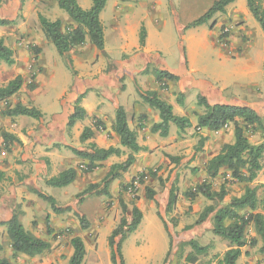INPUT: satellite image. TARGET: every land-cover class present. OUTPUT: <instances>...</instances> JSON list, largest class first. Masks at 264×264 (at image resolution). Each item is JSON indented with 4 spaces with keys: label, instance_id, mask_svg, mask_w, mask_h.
<instances>
[{
    "label": "crops",
    "instance_id": "1",
    "mask_svg": "<svg viewBox=\"0 0 264 264\" xmlns=\"http://www.w3.org/2000/svg\"><path fill=\"white\" fill-rule=\"evenodd\" d=\"M44 1L27 0V5L23 6V9L21 4L8 3L12 5V13L17 17L22 14L25 22L20 25V31H17L19 28H6L10 33L7 34L8 39L5 37L3 39L14 51L16 62L12 66L0 63V66L7 68L10 76L8 81L0 85L7 84L17 76L24 77L25 84L18 94L0 103V240L3 238L10 243L5 223L12 219L16 211L21 213L24 227L44 239L33 225L34 221L39 223V219L43 220V225L46 224L47 217L50 221H57L54 218L57 216L37 192L52 196L58 204L64 205L65 208L71 207L75 211L76 207L70 199H76L77 195L90 185H100L97 191L103 189L102 182L109 175L111 167L120 162L116 159L117 156L100 162L99 167L93 172H85L88 162L76 156L74 150L91 152V146L96 145L100 149H121L128 156L129 151L120 145V138L113 130L116 113L120 107L125 109L129 125L137 132L138 143L145 150L136 156L137 160L133 168L127 172H120L117 179L111 183L113 190L118 191L123 185L129 189L137 178L141 179V183L142 180L146 181L150 178V171L146 168L150 167L155 173L161 171L160 175L173 171V177L185 171H193L192 168L198 166L201 167L199 171H206L208 162L217 156L226 144L235 142L234 123H230L218 132H212L197 128L198 121L192 119L193 127L184 132H180L174 124H171L168 137L153 133L152 127L160 122V116L142 98V94L148 91L157 92L162 99L173 106L175 114L179 116H189L186 108L191 102V96L201 95L210 105L251 108L264 125V49L262 47L254 53L237 51L241 45L238 35L247 36L246 24L240 25L234 36L229 39V48L217 44L219 26H216L214 31L205 29L200 36L196 34L189 38L192 42L191 45L189 44L191 47L198 45L200 48L203 47L204 51H209L208 48L211 46V52H215L217 57L213 63L206 62L207 75L199 79L197 74L199 75L200 69L196 67L195 50L190 48L187 59L184 56L186 62L183 66L174 69L163 61L158 53L159 50L153 46V35L158 33L161 25L157 19H150V12H156L158 6H162L161 0L132 2L108 0L100 16L105 33L104 48L98 49L87 42L63 55L76 75L71 80V86L66 85L52 101L48 93L55 84V72L51 69L49 57L54 54L51 42L41 30L39 15L52 21L59 19L64 26L72 22L68 15L62 13L63 10L59 8L57 0ZM81 1L83 0H78V3L84 10L92 8V0H84L85 6ZM111 1L113 3L109 5ZM237 1L227 8V14L232 15L233 18H240L241 22L248 21L247 18L250 16L248 9ZM224 18L227 19L225 15ZM30 20L36 24L35 27L31 28ZM142 29L146 32L144 46L141 45ZM150 66L178 76L179 80L168 82V88L162 89L155 75L147 72ZM175 93L186 94L190 102L185 100L184 106L179 105ZM80 97H82L81 106L86 110L87 117L78 122L74 128L69 129V118L74 113L75 103ZM18 104L35 107L44 116L31 121L29 119L31 117L28 116L14 118L2 115L7 108ZM97 122L102 125L100 129L94 128ZM87 127H92L94 135L91 139L82 141L81 136ZM4 133L16 137L19 142L12 141L8 148H5ZM252 135L257 138L253 144L262 142L261 132ZM247 136L249 137L248 134ZM192 138H197L203 145L202 153L189 148L194 144ZM174 155L181 157L179 165L169 160V156ZM123 156L125 154L121 157ZM193 156L197 161L193 160ZM107 162H112L110 168L105 167ZM70 168L78 170V179L67 187L59 188L57 193L51 194L46 180ZM205 176L208 178L206 173ZM202 178L199 176L200 180ZM71 186H76L77 192L69 190ZM142 186L140 184V187ZM167 186L160 208L157 210L162 215L166 213L172 183H168ZM140 187H138L140 199L139 197L135 199L134 204L145 217L144 207L149 203H146L148 198L146 199L144 190ZM129 195L132 197L131 194ZM106 197L90 193L79 197L78 200H84L85 204L91 200L103 204ZM183 198L185 200L183 210L195 206L193 204L195 200L190 201L185 196ZM155 199L158 200V195ZM82 206L85 207L83 204ZM176 231H178L177 227L171 233L175 234ZM8 249L12 253L10 246ZM20 256H23V259L27 257Z\"/></svg>",
    "mask_w": 264,
    "mask_h": 264
},
{
    "label": "trees",
    "instance_id": "2",
    "mask_svg": "<svg viewBox=\"0 0 264 264\" xmlns=\"http://www.w3.org/2000/svg\"><path fill=\"white\" fill-rule=\"evenodd\" d=\"M92 1V8L84 10L79 5L78 0H57L59 8L67 13L72 22L65 26L59 19L52 21L43 15H39L41 30L48 41L55 45L59 54L62 56L77 47L83 46L87 42L93 44L98 49L104 48L105 33L100 16L108 0ZM121 1L130 2L137 0ZM236 1H216L203 16L191 23L187 28H195L208 24L217 14H225L227 8ZM21 5L23 9V2ZM247 7L264 31V0H247ZM15 22L13 20L0 19V27L13 25ZM145 40L146 32L142 29V46L145 45ZM15 62L14 51L5 44L3 38H0V63L12 66ZM147 72H152L155 75L156 81L162 89L168 88V82H177L179 80L178 76L167 71L159 70L154 66L148 67ZM24 84V77L17 76L7 84L0 85V103L18 94L24 87ZM175 96L177 103L184 106L186 95L183 93H175ZM142 98L160 116V122L152 127L153 133H160L161 137H168L171 124H174L180 132H184L193 127L192 120L188 116L175 114L173 106L162 99L157 92L148 91L142 94ZM81 101L82 97L75 103L74 113L69 118V129L74 128L78 122L83 121L87 117V112L81 106ZM197 105L203 111L201 114L196 115L198 120L197 128L218 132L230 123H234L235 142L233 144H226L220 153L208 162L206 165L207 180L186 191L184 196L190 201H194L200 197L210 202L223 201L227 195L225 187L216 191L213 189L211 182V180L216 179L222 174L229 176L235 183L246 185L243 195L232 198L223 207L217 208L213 204L205 207L196 222V225H202L213 215V234L230 244L229 249L219 259V264H240L239 260L242 256V248L245 245V232L250 225L254 226L258 237L257 240L254 239V245H258L260 242V252L264 255V196L261 197L259 194L260 189L264 188V185L251 186L258 179L260 172L264 170V125L258 114L248 107L210 105L201 95L197 96ZM2 115L14 118L28 116L34 119H41L44 116L37 108L23 104L7 108L2 112ZM101 127L100 122L94 125L96 129H100ZM113 130L120 138V145L129 151L126 161L114 164L111 167L109 175L103 180V189L97 191L100 185H90L79 196L90 193L110 196L111 183L117 179L120 172H127L136 163V156L145 150L139 145L137 132L130 127L127 113L123 107H120L116 113ZM257 132L262 133V142L253 144L247 134H256ZM93 135L94 131L92 127H87L84 129L81 139L82 141H86L91 139ZM3 138L5 148H8V145L12 141L19 142L16 137L6 133L3 134ZM74 154L88 162L85 172H93L99 167L100 162H105L112 156L121 157L126 152L118 148L100 149L96 145H92L91 152L74 150ZM77 179L78 170L70 168L61 172L58 176L46 180V185L53 188H64L73 184ZM131 186L132 184L129 188ZM37 194L40 198L50 203L56 214L64 211H73L71 207H66L65 209L59 207L56 199L52 196L38 192ZM147 198L152 201L156 200L155 192L149 188L147 189ZM176 204L177 195L174 190H170L166 212L170 213ZM123 208L128 212L130 220L123 218L118 227L109 236L108 244L111 250L112 264H126L122 253L123 242L138 230L144 218L142 211L135 204L132 205L131 210L126 205ZM158 216L163 221L167 232L173 236L163 215L158 212ZM80 223L83 229L88 228V223L84 216L80 217ZM5 226L7 227V236L10 241L9 246L14 259L20 255L35 258L50 251L51 243L27 230L21 222V213L18 211L14 213L10 221L5 223ZM46 226L47 233L52 235L54 232L50 227L49 217L46 219ZM71 245L73 247V254L69 259V264H85L87 253L83 240L80 237H73L71 239ZM181 246L192 249V253L186 257V261L189 264H196L199 256L206 254L208 251L207 247H201L195 241L182 243ZM3 253L4 245L0 242V264H13L12 260L5 257ZM170 254L171 251H169L168 256Z\"/></svg>",
    "mask_w": 264,
    "mask_h": 264
},
{
    "label": "rangeland",
    "instance_id": "3",
    "mask_svg": "<svg viewBox=\"0 0 264 264\" xmlns=\"http://www.w3.org/2000/svg\"><path fill=\"white\" fill-rule=\"evenodd\" d=\"M42 1L44 0H40V2ZM161 1L162 6H158L156 12H150V19H157L161 25L158 29V33L153 35L152 41L153 46L159 50L158 53L162 56L163 61H166L170 68L178 69L180 66H183L187 59L188 50L191 48V50L193 49L196 51V67L200 69V73L199 75L197 74V78H205L207 75V72H205V67H207L205 66L206 62L213 63L217 57L215 52H211V46L208 48L210 49L209 51H204L202 49L203 47L200 48L198 45L191 47L190 45L192 42L189 38L196 34L200 36L205 29L208 31H214L216 26H219L217 44L223 48H229L230 45L229 41L227 46L223 45L221 42V38L223 36H227L225 30L227 28L231 29V33H228V39H231L238 27L242 24H246L247 36L238 35L241 45L238 47L237 51L243 52L245 50L254 53L257 49H262V47L264 49V31L259 22L250 12V16L247 18L248 21L241 22L240 18H233V16L228 15L226 11L225 14H217L214 19L206 25L188 29L187 27L191 23L203 16L218 0ZM9 2H15L17 5H20L23 2L24 7L27 5V0H0V19L8 20L10 18H14L13 21H16L13 25L0 27V37H5L7 39V34L10 33V31L6 28H19L20 25L25 22L22 14H19L17 17L14 13H12V5L10 6L8 4ZM112 3L113 1H111L109 5H112ZM237 3H243L248 9L247 0H238ZM81 4L84 6L86 5L84 0L81 1ZM137 10H139V8ZM62 13L67 15L64 11H62ZM224 15L227 19L224 18ZM29 25L31 28L36 26L32 20H30ZM20 29L21 28L17 31H20ZM252 42L254 44H252ZM51 48L54 56L49 57V63H51V69L55 72V84L53 88L49 90L48 96L53 101L58 93L66 87V85L70 84L71 86V80L75 77L76 73L70 66H68L63 56L59 54L57 48L52 43ZM49 52L51 53V51ZM184 56H186V59ZM210 68L212 69L213 66L211 65ZM6 69L7 68L5 66H0V83L8 81L10 78ZM194 97L195 96H191L190 102L186 95V100L190 102L187 105L186 113L189 115L188 117L191 120L193 119L198 121L196 115L201 114L203 111L197 105V97ZM51 105L52 104L50 103L49 106ZM29 119L31 121L35 120L32 118ZM248 135L252 143L257 141V138L254 137L255 135H252L251 133ZM192 141L194 144H192L189 148L197 153H202L203 145L199 142V140L197 138H192ZM192 141H190V143H192ZM193 157V160L197 161L196 157ZM169 158L172 163L177 165L180 164L181 157L178 155L169 156ZM116 159L120 162H124L127 159V156L125 154V156L117 157ZM111 163L112 162H107L105 167L110 168ZM162 166H164V164ZM150 168H146L150 171V178H147L144 182L142 181L140 184L143 186L139 187L144 190V196L146 199L147 189L149 188L155 192V196L158 195V200L152 201L147 199L148 202L146 203L149 204L144 207L145 217L142 224L134 234L123 242L122 253L125 263L189 264L186 261V257L192 253V249L190 247H182L181 244L189 241H195L199 246L208 248L206 254L199 256V260L196 264H219V259L230 247L229 242L224 241L222 238L213 234V215H211L209 220L202 225H196V222L205 207L210 204L215 205L217 208L223 207L229 203L232 198L243 195L246 185L235 183L231 178H229V176L222 174L216 179L211 180V182L213 189L216 191L225 187L227 195L223 201L210 202L207 199L200 197L193 202L195 205L194 207L191 206L190 208L183 210L185 208V200L183 198L185 192L195 187L197 184L207 180V177L205 176L206 171H199L201 167L198 166L197 168H192L193 171H185L180 173L178 176L173 177V171L166 174L161 173L160 175L159 173L161 171H157V173H155L153 172V168ZM184 173L186 174L184 175ZM199 176L203 177L202 180H200L201 178L199 179ZM260 181H264V170L260 172L258 179L251 186L264 185V183H260ZM168 183H172V190H174L177 195V204L170 213L164 212L163 218L167 222L170 231L174 232V228L177 227L178 231H176L173 236L167 232L165 225L158 216L157 212L160 208V202L162 203ZM126 188V185H123L122 187H119L118 191L113 190L111 184V194L110 196L104 198L105 202H103V204L95 203L96 200L87 201L85 204L83 203L84 200H78L79 197L82 196H79V194L76 199H70L71 203H73L76 207V210L71 212L64 211L60 214H56L57 217L54 218L57 221H50V227L54 232L52 235L47 233L46 224H43V227V220L39 219V223L35 220L33 225L36 227V230L42 237H44V239L51 243L50 251L45 254L33 259L25 257V259H28L26 261L23 259V256H19L14 259L11 251L8 249L9 243L2 238L0 242L3 243L5 247L3 255L11 259L13 264H69V259L73 254L71 239L73 237H80L86 247L87 255L85 264H112L111 250L108 244L109 236L114 229L118 227L123 218L130 220V216L128 212L124 210L123 206L126 205L128 206V209L131 210L134 200L139 197L138 190L135 194H131V197L129 195L130 193L128 194L129 189L127 190ZM69 190L77 192L76 186H71ZM58 191L59 188H49V192H51V194L57 193ZM112 191L114 194H112ZM259 194L261 197L264 196V188L260 189ZM64 199L68 200L67 197H64ZM138 199H140V197ZM45 203L51 207L48 201H45ZM82 204L85 206L84 208ZM152 204H154V206H151ZM57 205L62 209H65L64 205L58 203ZM81 216L86 218L88 223L87 229L82 228L80 223ZM254 239L257 240L258 237L254 226L250 225L247 227L245 232V245L242 248L241 262H239L240 264H264V255L260 252L261 244L259 242L258 245H254ZM169 251H171L170 256H168Z\"/></svg>",
    "mask_w": 264,
    "mask_h": 264
},
{
    "label": "built area",
    "instance_id": "4",
    "mask_svg": "<svg viewBox=\"0 0 264 264\" xmlns=\"http://www.w3.org/2000/svg\"><path fill=\"white\" fill-rule=\"evenodd\" d=\"M225 33H227V36L222 37L221 38V42L223 43V45L227 46V43L229 41L228 33H231V29L227 28L225 30ZM140 183H141V179L140 178H137L136 180H134V182L132 183V186L129 188V193L130 194H135V192L138 190V187L140 186Z\"/></svg>",
    "mask_w": 264,
    "mask_h": 264
}]
</instances>
